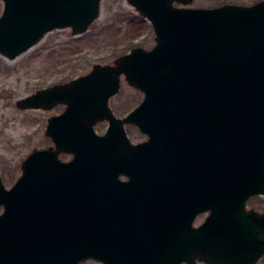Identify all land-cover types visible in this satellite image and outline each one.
<instances>
[{
  "label": "water",
  "instance_id": "95a60500",
  "mask_svg": "<svg viewBox=\"0 0 264 264\" xmlns=\"http://www.w3.org/2000/svg\"><path fill=\"white\" fill-rule=\"evenodd\" d=\"M2 1L0 53L10 59L53 30L86 32L101 11V0ZM193 1L128 0L154 27L152 49L134 46L113 64L17 101L19 109L66 108L46 124L54 145L23 159L11 189L0 176V264L106 261L89 238L113 213L166 215L171 264H256L264 256V212L246 208L264 195V0ZM122 76L144 97L119 118L109 99ZM103 121L107 131L96 133ZM127 123L149 139L130 142ZM121 175L136 181L126 197L107 185ZM147 181L160 185L138 184Z\"/></svg>",
  "mask_w": 264,
  "mask_h": 264
},
{
  "label": "rangeland",
  "instance_id": "374dc122",
  "mask_svg": "<svg viewBox=\"0 0 264 264\" xmlns=\"http://www.w3.org/2000/svg\"><path fill=\"white\" fill-rule=\"evenodd\" d=\"M232 0H194L192 7H216ZM259 0H235L251 5ZM4 2L0 0V17ZM127 0H102L99 18L82 34L73 35L70 28L56 29L26 52L10 59L0 53V174L11 187L22 174L23 159L41 144L47 143L46 124L52 115L60 114L65 105L52 109H19L17 101L40 89L69 82L89 73L95 64H112L115 57L134 46L151 49L155 45L152 24L143 19ZM141 91L127 84L113 99L117 111L124 113L142 102ZM106 123L95 126L97 132L107 130ZM128 133L135 139L145 136L134 126ZM63 159L68 155H60ZM249 206L264 209V195L252 198ZM200 214L194 224L200 225L207 217ZM264 264V256L256 262Z\"/></svg>",
  "mask_w": 264,
  "mask_h": 264
},
{
  "label": "flooded vegetation",
  "instance_id": "af4514ba",
  "mask_svg": "<svg viewBox=\"0 0 264 264\" xmlns=\"http://www.w3.org/2000/svg\"><path fill=\"white\" fill-rule=\"evenodd\" d=\"M230 3H236V2L235 0H232ZM174 5L182 6V4L178 2H175ZM153 31L155 33L154 27H153ZM131 50L132 48L130 49V51H127L121 55L129 53L131 52ZM120 79H121L120 90L116 95L112 96L109 99V105L111 109L113 110V113L117 117L124 118L131 111H133L137 106H139L140 103L137 104L136 106H133L127 112L121 113L116 110L117 105H115L114 103L112 104L113 99L116 98V96L120 93L122 86L125 84H127L131 89H136V91H138L139 89L128 84L124 76H122V78ZM106 122L107 121H103V123H106ZM99 123H102V122H99ZM107 125H108V122H107ZM129 126L136 127L138 131H140V128L136 124H133V123L125 124L127 135L130 139V142H132L133 144H138V143L144 142L149 139V136L147 134L140 131L141 134L145 136V138L141 140H135L127 131ZM97 133L103 134L105 133V131L97 132ZM47 140L48 142L41 144L38 147V149H45V148H48L54 145L52 138L47 136ZM62 154H65V153H62ZM65 155H68L69 158L63 159L60 155L59 156L65 161L71 160L73 158L72 154L66 153ZM75 182L76 181H69L68 182L69 186L70 184H75ZM108 183H109L107 184L108 186L110 185V187H114L112 192L115 193L116 196L126 197L130 193L129 187H131L132 184H135L136 181L130 180L128 176L126 175H121L118 181H112V182L108 181ZM148 183L152 185L153 184L160 185L159 183H156V182L151 183L149 181L142 182V183L138 182V184H141L140 186H147ZM13 185L11 187H7L6 185L5 186L7 189H11ZM142 191L147 192V189H142ZM258 196H263V195H254V196L249 197L247 200L246 208L253 209L258 212H264V209L260 207L258 208L257 206L253 207V206L248 205V202L252 198H255ZM2 211H3V207H0V213ZM206 213L209 214L208 212H205L204 214ZM200 214H203V213H200ZM103 218L104 220L100 223L98 228L95 229V232H96L95 237L89 238V243L94 244V246L98 249L99 248L102 249L105 253V257L107 260L105 261L103 259L96 260L95 258H92V259L89 258L83 262L81 261L80 264H171V246H170L171 245V230H170V223L168 222L169 220L166 218V215L164 216L163 222L155 220L154 216L152 217L153 220H149V215L146 213L139 214V215H133V214L115 215L114 213L111 215L103 214ZM195 226H199V225H195ZM182 264H187V263L183 262ZM196 264H205V263L197 259Z\"/></svg>",
  "mask_w": 264,
  "mask_h": 264
}]
</instances>
